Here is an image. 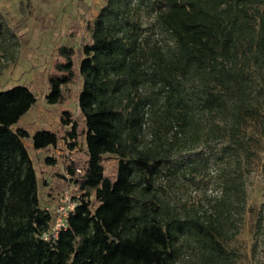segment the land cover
I'll use <instances>...</instances> for the list:
<instances>
[{
  "label": "trees",
  "instance_id": "obj_1",
  "mask_svg": "<svg viewBox=\"0 0 264 264\" xmlns=\"http://www.w3.org/2000/svg\"><path fill=\"white\" fill-rule=\"evenodd\" d=\"M58 51L63 61L48 77L46 99L61 100L76 68L86 157L66 168L81 193L52 236L55 216L40 202L24 140L42 149L58 137L15 127L35 95L24 85L0 89V264H170L184 234L224 253L217 228L178 218L154 200L155 187L169 168L164 134L191 147L210 141L220 157L249 155L262 134L264 0H105L90 42ZM61 122L74 139L68 112ZM109 154L112 174L103 164Z\"/></svg>",
  "mask_w": 264,
  "mask_h": 264
},
{
  "label": "rangeland",
  "instance_id": "obj_2",
  "mask_svg": "<svg viewBox=\"0 0 264 264\" xmlns=\"http://www.w3.org/2000/svg\"><path fill=\"white\" fill-rule=\"evenodd\" d=\"M104 3L0 0V89L24 85L36 98L15 127L30 134L48 129L58 137L55 146L42 149H34L30 140H24L39 180L40 202L54 216L57 206L66 204L65 196L74 199L80 195L77 184L69 181L66 165L74 160L80 166L86 154L84 120L77 104L81 77L74 68L57 103L46 99L48 77L58 73L55 65L63 61L60 46L76 48L90 42V25ZM142 14V21L149 22L151 16L144 8ZM63 112L75 121L74 139L68 135L70 124L61 122ZM262 113L264 116V94ZM149 139L146 125L141 141ZM173 140L171 133L164 134L171 156L169 168L163 169L156 181L154 200L163 202L180 219L204 225L210 222L211 229L220 231L215 235L224 253L211 254L194 234H184L175 243L170 264H264V125L258 139L251 141L250 154L240 157H220L219 145L210 141L191 147ZM69 142H75L74 147ZM46 157L55 163H47ZM115 163L114 155H105V172L112 174ZM75 170L81 172L80 167ZM234 180L240 183H232Z\"/></svg>",
  "mask_w": 264,
  "mask_h": 264
},
{
  "label": "built area",
  "instance_id": "obj_3",
  "mask_svg": "<svg viewBox=\"0 0 264 264\" xmlns=\"http://www.w3.org/2000/svg\"><path fill=\"white\" fill-rule=\"evenodd\" d=\"M72 198L73 197L68 198L67 196H65V200L67 201L66 204L57 206L55 213V223L51 230L52 236H55L57 234V230L64 225L65 218L67 217L68 213L73 209L77 197L74 199Z\"/></svg>",
  "mask_w": 264,
  "mask_h": 264
}]
</instances>
